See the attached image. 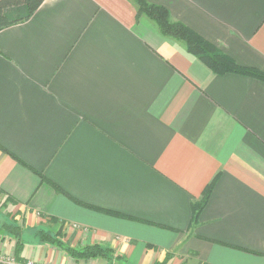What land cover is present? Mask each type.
<instances>
[{"label": "crops", "instance_id": "crops-1", "mask_svg": "<svg viewBox=\"0 0 264 264\" xmlns=\"http://www.w3.org/2000/svg\"><path fill=\"white\" fill-rule=\"evenodd\" d=\"M144 1L264 73V0ZM0 219L21 263L108 264L42 232L120 264H264V81L214 74L133 0H44L0 31Z\"/></svg>", "mask_w": 264, "mask_h": 264}, {"label": "trees", "instance_id": "trees-1", "mask_svg": "<svg viewBox=\"0 0 264 264\" xmlns=\"http://www.w3.org/2000/svg\"><path fill=\"white\" fill-rule=\"evenodd\" d=\"M43 2L44 0H0V31L28 21ZM133 2L136 5L138 16H145L153 21L161 35L182 43L187 53L196 57L214 74H238L264 81V73L256 69L238 66L231 58L223 54L215 46L206 42L183 24L173 21L166 9L150 5L144 0H133ZM214 182L207 188L202 200L196 206L197 212L206 203ZM196 211L194 209V220H196ZM107 214L119 216L118 214L110 212H107ZM2 229L16 239V253H20L23 246L18 228L13 225H3ZM58 238L59 236L57 237V235L51 236L41 232L39 241L56 245L66 255L76 261L104 259L108 264H119L124 259L107 247L92 245L85 246L82 249H72L61 243ZM167 261L161 264H167Z\"/></svg>", "mask_w": 264, "mask_h": 264}, {"label": "built area", "instance_id": "built-area-1", "mask_svg": "<svg viewBox=\"0 0 264 264\" xmlns=\"http://www.w3.org/2000/svg\"><path fill=\"white\" fill-rule=\"evenodd\" d=\"M0 264H49V263H42L34 260H27L23 263L17 261L16 257L13 255H8L4 252H0Z\"/></svg>", "mask_w": 264, "mask_h": 264}, {"label": "rangeland", "instance_id": "rangeland-1", "mask_svg": "<svg viewBox=\"0 0 264 264\" xmlns=\"http://www.w3.org/2000/svg\"><path fill=\"white\" fill-rule=\"evenodd\" d=\"M0 220H2V219H0ZM1 227H3V225L1 226ZM75 228L77 227V226H74ZM120 264V263H119Z\"/></svg>", "mask_w": 264, "mask_h": 264}]
</instances>
